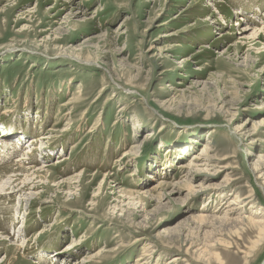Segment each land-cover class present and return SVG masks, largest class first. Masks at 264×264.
Listing matches in <instances>:
<instances>
[{
	"label": "rangeland",
	"instance_id": "1",
	"mask_svg": "<svg viewBox=\"0 0 264 264\" xmlns=\"http://www.w3.org/2000/svg\"><path fill=\"white\" fill-rule=\"evenodd\" d=\"M15 175L0 262L264 264V0H0Z\"/></svg>",
	"mask_w": 264,
	"mask_h": 264
},
{
	"label": "bare ground",
	"instance_id": "2",
	"mask_svg": "<svg viewBox=\"0 0 264 264\" xmlns=\"http://www.w3.org/2000/svg\"><path fill=\"white\" fill-rule=\"evenodd\" d=\"M250 29H249V27L248 26H244L243 28H242V30H241V32L244 34V33H246V31H249ZM257 32H253L252 34H250L251 35V37L252 38H254L255 37V34H256ZM243 34H241V35H243ZM12 130V129H11ZM11 130L9 131V133L11 132ZM3 131V130H2ZM3 134H5V135H7L8 133L7 132H2V135ZM4 136V135H3ZM47 139H49V137H47V136H45V135H41V136H39L37 139H35V140H31L30 142V144L25 148V149H27V151L22 155L23 157H21L19 160H18V165H19V168H20V170H23L24 168H22L21 167V164L22 163H24L23 161H27L28 160V158L29 157H31L32 155H34L32 152H31V150H30V148H33L34 147V143L36 144V143H38V142H41L40 144H39V146H43L44 145V143H42V142H46V140ZM18 140H20V139H18ZM10 142V141H9ZM18 142V141H17ZM3 143H4V140H3ZM15 146H18L17 144H15ZM12 147V150L14 151V150H18L16 147ZM22 146V145H21ZM38 147V146H37ZM2 148V147H1ZM4 149H5V151H4V153L6 154V153H8V150L10 149L9 147H4ZM6 149H8V150H6ZM37 149V148H36ZM15 153H11V154H9V157H5V159L6 160H9L11 157H10V155H14ZM15 157V156H14ZM35 158V157H34ZM31 160V159H30ZM29 160V161H30ZM32 163H35L33 160H32ZM24 167V166H23ZM46 166H43V167H41V168H39V169H37V170H35V172H33V174H36V175H39L38 177H40L41 179H45V177H41L40 176V173H42L43 171H42V169L43 168H45ZM34 169H35V167H33ZM31 169H32V167H31ZM33 170V169H32ZM47 174V173H46ZM18 176V175H17ZM17 176L15 175V176H11V177H9L6 181H4V182H0V192L1 193H3L4 192V194H9V193H17V192H19V191H24L25 190V188H28L29 186H31V184H33L32 182H31V179H28V178H25V180H22L21 182H20V188H19V185L18 186H13L15 183H17L20 179L19 178H17ZM38 177L37 178H35V179H38ZM15 178V179H14ZM30 178V177H29ZM22 179V178H21ZM27 180V182H28V184H26L25 183V181ZM46 180V179H45ZM71 180V182L70 181H68V182H70V183H72V180H74V179H70ZM76 180V179H75ZM41 181V180H40ZM75 182H73L72 184H74ZM13 186V189H12V191L10 192V191H8V190H10V187H12ZM33 188L32 189H35L34 187V185L32 186ZM30 188V187H29ZM16 189V190H15ZM31 189V188H30ZM7 190V191H6ZM6 191V192H5ZM9 192V193H8ZM201 192H203V191H201ZM33 196V195H32ZM231 205H234V203L232 204L231 203ZM231 207V206H230ZM225 212L226 211H228V212H226V213H231V212H234V211H236L235 209H233V208H230V209H226V210H224ZM201 219H203V217H201ZM251 222H253V223H255V224H257V225H259L260 227V235L262 234V232L264 231V221L263 220H258V221H255V220H250ZM23 244V243H22ZM15 246V245H14ZM22 247H23V245H17V246H15V247H13L14 248V250H16V251H18V250H21L22 249ZM73 246L72 245H68L67 247H66V249H65V251L66 250H73ZM1 249V248H0ZM8 262V264H10L11 263V260H9L8 259V257L6 256V257H4V260L3 261H1L0 263H3V262Z\"/></svg>",
	"mask_w": 264,
	"mask_h": 264
}]
</instances>
